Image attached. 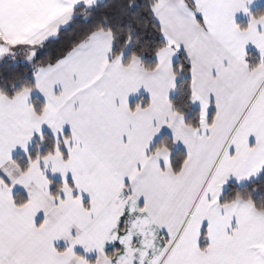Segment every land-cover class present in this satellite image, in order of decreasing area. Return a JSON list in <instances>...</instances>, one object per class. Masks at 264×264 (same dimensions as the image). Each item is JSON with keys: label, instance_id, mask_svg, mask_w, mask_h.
<instances>
[{"label": "snow or ice", "instance_id": "1", "mask_svg": "<svg viewBox=\"0 0 264 264\" xmlns=\"http://www.w3.org/2000/svg\"><path fill=\"white\" fill-rule=\"evenodd\" d=\"M0 264H264V0H0Z\"/></svg>", "mask_w": 264, "mask_h": 264}]
</instances>
